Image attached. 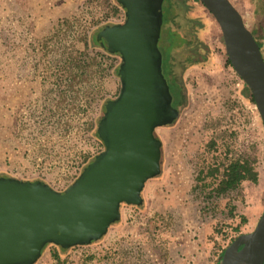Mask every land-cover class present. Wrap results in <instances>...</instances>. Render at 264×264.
I'll use <instances>...</instances> for the list:
<instances>
[{
	"label": "rangeland",
	"instance_id": "1",
	"mask_svg": "<svg viewBox=\"0 0 264 264\" xmlns=\"http://www.w3.org/2000/svg\"><path fill=\"white\" fill-rule=\"evenodd\" d=\"M184 1L200 16L198 5ZM231 1L264 57V0ZM173 2L164 1V14L177 9ZM203 12L201 36L212 58L183 73L184 105L174 88L180 114L155 131L162 171L147 181L143 205L123 204L120 221L97 243L71 248L60 259L48 245L35 264H216L222 249L255 228L264 210L263 122L227 63L219 24ZM123 19L116 0H0V175L63 190L82 156L104 149L95 120L104 100L120 91L115 69L121 59L86 49L85 37ZM167 44L160 39V46ZM69 62L81 69L70 70ZM215 157L247 161L257 180L217 196L200 180L201 168Z\"/></svg>",
	"mask_w": 264,
	"mask_h": 264
},
{
	"label": "water",
	"instance_id": "2",
	"mask_svg": "<svg viewBox=\"0 0 264 264\" xmlns=\"http://www.w3.org/2000/svg\"><path fill=\"white\" fill-rule=\"evenodd\" d=\"M122 23L96 38L121 62L118 95L102 107L97 132L104 149L63 190L42 180L0 175V264H35L47 244L68 249L103 238L120 221L123 204L142 206L148 180L162 171L156 129L179 110L163 72L159 42L165 0H116ZM220 26L232 67L251 90L264 128V57L231 0H200ZM221 264H264V210L255 228L237 236Z\"/></svg>",
	"mask_w": 264,
	"mask_h": 264
},
{
	"label": "trees",
	"instance_id": "3",
	"mask_svg": "<svg viewBox=\"0 0 264 264\" xmlns=\"http://www.w3.org/2000/svg\"><path fill=\"white\" fill-rule=\"evenodd\" d=\"M191 1L194 2V5H198L200 16H195L194 12L191 11V6L188 5L184 0L180 2L174 0L172 7L174 4H176V10H173V8L165 9L166 13L164 14L163 22V32L165 35H163L164 37L161 38V41L166 40L168 44L165 47L162 45L160 46V49L163 53V72L167 78L172 94L174 92V88H178L180 91L182 96L180 100V106L184 105L186 101L185 86L182 78L183 73L191 66L204 65L212 58L211 48L206 42V39L201 36V30L204 28V24L206 22V16L203 12L205 11L206 7L200 0H198L199 2L196 0ZM57 25H59V22ZM101 28L103 27L101 26ZM101 28H99V30ZM97 32H94L93 35L90 34L89 36L85 37V48L88 50L92 49V51H95L97 48H99L102 49L106 54L113 55L101 47L96 38ZM98 53V51L95 52V58L97 57ZM227 63L231 66V62L228 57ZM73 64V62H69L67 67L70 70L72 68L81 69V66H75ZM118 68L119 66H117L115 69L117 74ZM243 95L250 103L256 105L251 90L246 84L243 89ZM106 101L107 100H104V103ZM101 114L95 120L96 123L94 126V135L100 140L102 146H104V143L97 132L98 121ZM95 155L96 154L89 156V154H85L82 156L83 159L78 165L71 183L77 178L84 166L93 160ZM200 175L202 185L212 187L211 190L216 192L217 196H221L228 192L239 189L245 181L257 180L256 174L252 173L247 161H242L240 159L229 160L218 157H215V160L210 162V164L203 166L201 168ZM209 177H211V179L207 182L206 179ZM236 230H238V228H236ZM98 241L94 243H97ZM48 245H54L55 248L52 250V255L58 259L61 258L62 254H66L71 248L83 246L77 245L65 249L56 244H47L44 247L43 252L46 247H48ZM224 251L225 248L218 253L216 264H221V258ZM110 262L111 261L108 263Z\"/></svg>",
	"mask_w": 264,
	"mask_h": 264
},
{
	"label": "flooded vegetation",
	"instance_id": "4",
	"mask_svg": "<svg viewBox=\"0 0 264 264\" xmlns=\"http://www.w3.org/2000/svg\"><path fill=\"white\" fill-rule=\"evenodd\" d=\"M164 11V10H163ZM124 20H125V11H124V19L122 20V21H120V22H117V23H122V22H124ZM115 24V23H114ZM161 36H162V34H161ZM160 43V42H159ZM160 46V45H159Z\"/></svg>",
	"mask_w": 264,
	"mask_h": 264
}]
</instances>
